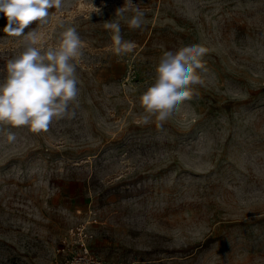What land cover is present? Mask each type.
<instances>
[{
  "label": "rangeland",
  "instance_id": "374dc122",
  "mask_svg": "<svg viewBox=\"0 0 264 264\" xmlns=\"http://www.w3.org/2000/svg\"><path fill=\"white\" fill-rule=\"evenodd\" d=\"M133 3L144 25L120 21L136 43L123 55L104 22L124 0H64L25 29L45 49L77 29L79 107L40 133L0 126V264H75L84 248L100 264H264V0ZM6 23L0 80L22 51ZM196 43L203 84L163 130L144 125L162 53Z\"/></svg>",
  "mask_w": 264,
  "mask_h": 264
},
{
  "label": "clouds",
  "instance_id": "9594fccd",
  "mask_svg": "<svg viewBox=\"0 0 264 264\" xmlns=\"http://www.w3.org/2000/svg\"><path fill=\"white\" fill-rule=\"evenodd\" d=\"M64 0H0V13L6 17L3 28L6 35L21 37L18 54L6 63V76L0 80V126L26 127L33 133L47 131L54 120L74 118L75 104L79 107L77 67L83 56V41L75 27H67L60 33L56 46L46 49L41 44L42 34L37 28L25 29L33 22H47L51 9H61ZM94 12L100 13L93 6ZM126 11L133 12L125 17ZM115 15L118 20H107L104 28L111 31L117 55L132 52L134 41H126L121 35L123 20L132 30L141 29L145 13L133 0H124ZM61 27H64L61 25ZM207 48L200 43L164 51L155 67L153 83L140 95L143 108L142 123L156 122L163 130L166 122L185 101L193 98L192 86L203 84L202 73L206 71L202 58ZM14 132L6 133V141L14 143Z\"/></svg>",
  "mask_w": 264,
  "mask_h": 264
},
{
  "label": "built area",
  "instance_id": "2783aa9c",
  "mask_svg": "<svg viewBox=\"0 0 264 264\" xmlns=\"http://www.w3.org/2000/svg\"><path fill=\"white\" fill-rule=\"evenodd\" d=\"M74 262L75 264H100L98 260L91 258L87 254V251L85 248H84L83 254L80 256H77Z\"/></svg>",
  "mask_w": 264,
  "mask_h": 264
}]
</instances>
